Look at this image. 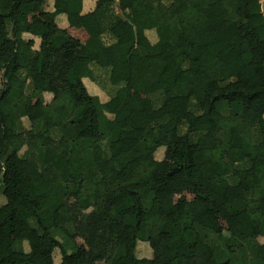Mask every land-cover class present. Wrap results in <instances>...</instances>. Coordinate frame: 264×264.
<instances>
[{"label": "trees", "instance_id": "trees-1", "mask_svg": "<svg viewBox=\"0 0 264 264\" xmlns=\"http://www.w3.org/2000/svg\"><path fill=\"white\" fill-rule=\"evenodd\" d=\"M48 2L0 0V264H264L260 0Z\"/></svg>", "mask_w": 264, "mask_h": 264}, {"label": "rangeland", "instance_id": "rangeland-1", "mask_svg": "<svg viewBox=\"0 0 264 264\" xmlns=\"http://www.w3.org/2000/svg\"><path fill=\"white\" fill-rule=\"evenodd\" d=\"M52 0H49L48 4L52 3ZM84 2V0H83ZM95 0H85L86 5L89 6V8L94 4ZM48 4L47 7L45 8V10L47 11L48 9ZM260 4H261V10H263L264 12V1L260 0ZM120 13V12H119ZM62 18H64L63 16H61ZM30 21H44L45 22V18L44 16L40 15V14H32L30 17ZM58 26L60 28H66L67 32L73 36L74 38L78 39L80 42V45L78 47L77 50V54L80 58L81 61H83L84 63L88 62V57L85 55L84 52V43L85 40L87 38V34L84 30L82 29H76V28H70L67 24H66V20L60 21L59 23H57ZM64 26V27H63ZM37 47V46H36ZM37 65H33L32 66V70H31V76L34 79H37ZM85 84L89 90L90 93H95L97 94L99 97L101 98H105L106 99V93L104 91H102L101 89H99L97 86H95L94 84H91L90 82L85 81ZM134 95L141 101L144 100V97L140 94L134 93ZM44 98H45V102H49L51 100V95L49 94H44ZM32 101V100H31ZM24 125L27 127L28 124L26 121H24ZM1 128H0V140L2 138V133H1ZM49 139L48 135H44V136H40V137H36L32 140H30L26 145H25V150H29V151H35L40 145H42L43 143H45L47 140ZM165 144L167 145V150L165 153L166 156V160L170 161L171 160V150H172V142L171 140H167L165 141ZM22 153V152H21ZM161 154H159L160 156ZM164 155V153H162V156ZM100 188L99 187H92L90 185L84 184L83 185V189H82V194L84 196H89L92 198H98L100 195ZM184 197H185V204L188 208H195L198 205V202L196 200V198L189 194V193H184ZM178 199L177 195H172L168 198L165 199V205L166 207L169 209L171 206H173L176 202V200ZM264 202V200L262 201ZM222 223L225 226H230L231 224V220L230 218L221 210L220 211V215H219ZM263 239H261L260 241H262ZM76 244L77 246L81 249L82 252L84 253H91L95 250V246L93 243L87 242V241H83L81 239H77L76 240ZM55 260H58L59 258V252L56 251L55 254ZM31 264H40V263H31Z\"/></svg>", "mask_w": 264, "mask_h": 264}, {"label": "crops", "instance_id": "crops-1", "mask_svg": "<svg viewBox=\"0 0 264 264\" xmlns=\"http://www.w3.org/2000/svg\"><path fill=\"white\" fill-rule=\"evenodd\" d=\"M92 8V6L89 8V6L88 5H86V3H85V0H84V2H83V11L84 12H88L90 9ZM48 9H49V6H48ZM63 20H65L64 18H61L59 21H58V23L60 22V21H63ZM66 24H67V22H66ZM64 27V26H63ZM62 29H66L65 27L64 28H62ZM87 39V38H86ZM86 41V40H85Z\"/></svg>", "mask_w": 264, "mask_h": 264}, {"label": "clouds", "instance_id": "clouds-1", "mask_svg": "<svg viewBox=\"0 0 264 264\" xmlns=\"http://www.w3.org/2000/svg\"><path fill=\"white\" fill-rule=\"evenodd\" d=\"M264 1V0H263Z\"/></svg>", "mask_w": 264, "mask_h": 264}]
</instances>
